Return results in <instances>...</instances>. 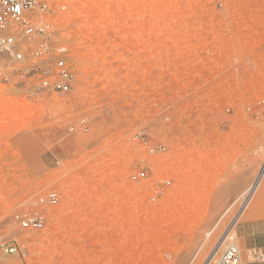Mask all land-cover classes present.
Instances as JSON below:
<instances>
[{"label":"rangeland","instance_id":"obj_1","mask_svg":"<svg viewBox=\"0 0 264 264\" xmlns=\"http://www.w3.org/2000/svg\"><path fill=\"white\" fill-rule=\"evenodd\" d=\"M42 1L73 84L0 81V264H206L228 229L214 259L264 264V171L235 221L264 158V0Z\"/></svg>","mask_w":264,"mask_h":264},{"label":"built area","instance_id":"obj_2","mask_svg":"<svg viewBox=\"0 0 264 264\" xmlns=\"http://www.w3.org/2000/svg\"><path fill=\"white\" fill-rule=\"evenodd\" d=\"M61 8L64 9L65 5ZM52 18V9L42 0H0V81L33 78V85L42 91L57 95H65L71 91L73 75L70 67L62 56V50L54 48L49 42L55 32ZM78 123L79 128H87L85 119ZM72 130L73 126L70 127V131ZM165 150L164 144L146 147L149 154ZM137 176L147 177V172L141 170L137 175H132V178ZM159 181L170 184L169 179L160 178ZM155 192L161 194L162 190L156 189ZM59 199L55 190L40 197L42 204L49 207L56 206ZM42 218L41 212L36 211L32 216L21 220V227L39 229L43 227ZM24 248L23 242L15 241L4 249L12 254ZM214 256L207 264H243L239 248L233 243L227 245L216 259Z\"/></svg>","mask_w":264,"mask_h":264},{"label":"bare ground","instance_id":"obj_3","mask_svg":"<svg viewBox=\"0 0 264 264\" xmlns=\"http://www.w3.org/2000/svg\"><path fill=\"white\" fill-rule=\"evenodd\" d=\"M263 171H264V158H263V161H262V164L257 172V175L255 177V180L253 181V183L251 184V186L249 187L248 189V192H247V196H245L244 198V201H243V206H242V209L241 211L239 212V214L235 217V221L236 220H239L240 219V216H241V212L243 211V209L246 207L245 205L247 204V202H249V199L253 193V191L256 189L257 185L260 183L261 181V178L263 176ZM240 210V209H239ZM244 216V215H243ZM249 214L245 215V217L242 218V221L243 222H247V220L249 219ZM234 221V220H233ZM230 227V226H229ZM141 229V228H140ZM231 229H228L225 231V233L221 236V239L218 241V243L214 246L213 250L211 251L209 257H208V261L215 255V253L217 252V250L219 249V247L223 244L225 238L227 237V235L229 234ZM143 231V230H141ZM140 230L138 228H133L130 233L131 234H137L139 233ZM234 233V232H233ZM232 233V234H233ZM231 235V234H230ZM263 257V256H262ZM207 261V262H208ZM207 264V263H206Z\"/></svg>","mask_w":264,"mask_h":264}]
</instances>
